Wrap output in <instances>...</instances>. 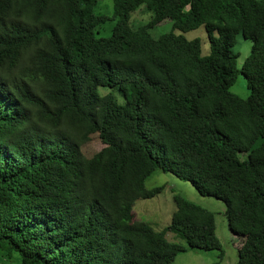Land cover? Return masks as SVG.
<instances>
[{"label": "trees", "instance_id": "16d2710c", "mask_svg": "<svg viewBox=\"0 0 264 264\" xmlns=\"http://www.w3.org/2000/svg\"><path fill=\"white\" fill-rule=\"evenodd\" d=\"M0 0V254L11 264H172L220 250L212 213L174 196L170 225L134 218L156 172L225 206L243 241L236 264H264V0ZM151 13L133 27L140 6ZM164 21L173 32L152 38ZM250 41L240 68L236 36ZM246 99L230 93L237 76ZM97 134L92 158L81 147ZM119 157L124 177H119ZM176 236L185 246L170 243Z\"/></svg>", "mask_w": 264, "mask_h": 264}, {"label": "rangeland", "instance_id": "374dc122", "mask_svg": "<svg viewBox=\"0 0 264 264\" xmlns=\"http://www.w3.org/2000/svg\"><path fill=\"white\" fill-rule=\"evenodd\" d=\"M96 14L105 16L107 21L105 27L101 29L98 36L107 37L110 34V28L114 24L112 19V1L99 0L94 11ZM151 13L147 12L144 6H140L130 16V24L133 27L145 25L151 18ZM181 35L186 40H199L201 45V54L206 56L209 53V40L203 28L186 33H180L172 28L170 21H164L153 29L149 30L152 38H158L162 35L172 33ZM251 43L245 40L241 34L236 36L235 44L232 47L233 54L236 55L237 67L240 68L245 58L250 54ZM230 93L246 99L249 95L246 80L243 75L239 74L234 84L229 89ZM103 145L97 134L92 135L90 140L81 147V153L85 158H92L103 149ZM119 177L120 181L124 177V158L119 157ZM145 187L150 190L162 187L160 194L150 200H140L136 202L134 218L147 224L156 232L164 231L171 223L172 214L175 211L174 196H179L184 200L192 203L214 216L215 236L220 244V250L203 251L197 249H188L186 252L179 254L172 264H236L238 259V249L242 244V239L229 231L226 218L225 206L222 202L210 197H202L194 186L186 181H181L171 174H163L156 171L145 183ZM166 240L170 243L185 246L176 236L167 235ZM0 264L5 263V259L0 254ZM11 264H15L12 262Z\"/></svg>", "mask_w": 264, "mask_h": 264}]
</instances>
